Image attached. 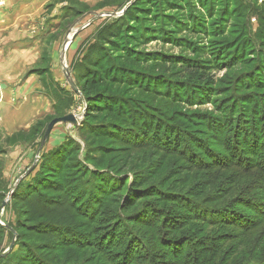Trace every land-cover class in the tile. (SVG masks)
I'll use <instances>...</instances> for the list:
<instances>
[{
    "label": "rangeland",
    "instance_id": "obj_1",
    "mask_svg": "<svg viewBox=\"0 0 264 264\" xmlns=\"http://www.w3.org/2000/svg\"><path fill=\"white\" fill-rule=\"evenodd\" d=\"M131 1L0 0V71L12 47L40 49L52 100L37 132L80 119L52 129L26 176L39 137L28 169L5 172L0 264H264V0H139L130 22ZM122 47L136 72L112 65ZM104 74L92 95L119 103L85 125L78 76Z\"/></svg>",
    "mask_w": 264,
    "mask_h": 264
},
{
    "label": "crops",
    "instance_id": "obj_2",
    "mask_svg": "<svg viewBox=\"0 0 264 264\" xmlns=\"http://www.w3.org/2000/svg\"><path fill=\"white\" fill-rule=\"evenodd\" d=\"M7 57L6 66L0 71V187L9 186L5 172L9 177L14 170L19 172L23 165L28 169L32 163L34 155L30 157L29 151L37 141L32 135L33 129L43 122V117L38 118V115L44 101L50 104L52 100L50 90L47 94L42 84L40 69L36 67L40 59L38 46L36 49L35 46L12 47ZM52 78L56 81L53 75Z\"/></svg>",
    "mask_w": 264,
    "mask_h": 264
},
{
    "label": "trees",
    "instance_id": "obj_3",
    "mask_svg": "<svg viewBox=\"0 0 264 264\" xmlns=\"http://www.w3.org/2000/svg\"><path fill=\"white\" fill-rule=\"evenodd\" d=\"M140 3H143V2H140L139 0H135L133 3H131L125 10H124V12H123V15H122V17H124V18H128V19H130V22H133V20H132V18L131 17H133V16H135V15H137V14H139V13H143V12H145V11H148L147 10V8H144V7H142L141 5H143V4H141L140 5ZM146 2H144V4H145ZM172 2H170V3H168V5H176V4H171ZM151 5H153V4H151ZM150 5V6H151ZM130 29V28H129ZM132 29H135V28H132ZM131 30V29H130ZM125 35H126V37L128 38V39H134L135 38V36L134 35H136L135 34V31H133V30H131V31H129V32H126L125 33ZM137 37V36H136ZM153 37H156V36H153ZM122 49H123V47H122ZM131 55L129 54V52H128V50L127 49H123V54H120V56L118 57H116L113 61H112V65H114L115 67H116V69H118V70H120L121 71V73H124L125 74V72H127V73H133V72H136V71H134V70H136V68L138 67V65L136 64L137 62V56H131ZM87 67V70H89L88 69V67H93L94 68V66L93 65H86ZM128 70V71H127ZM96 73V68H94L93 70H92V74L93 75H96L95 74ZM92 75V76H93ZM91 76V78H82L80 75L78 76V79L79 80H82V87H81V93L83 94V96H84V99H85V102H86V106H87V109H86V112H85V114H84V120H85V125L87 124H89V122L90 121H94L95 120V117H97V116H99V114L101 115V113H102V110H106L107 109V112H110V113H114L115 112V105L116 104H118L119 102H114V100H110L109 98H107V97H105L107 100H106V102L104 103V100H103V98H102V101H100V100H98V94H96L95 96H93L92 95V93H93V91H94V88H96L97 86H103L104 85V82H106L107 80V74H104V75H102L101 77H92ZM106 77V78H105ZM109 77V76H108ZM129 77V76H128ZM124 81V80H123ZM122 83V82H121ZM131 83H133V82H130V86H129V88H131V86H133V84H131ZM98 93H100V92H98ZM108 108H109V110H108ZM117 109V108H116ZM135 112H138V111H136V110H134ZM57 117V116H56ZM60 117H62V116H60ZM116 117V116H115ZM54 119V118H53ZM52 120V119H51ZM51 120H49L48 122H47V124L51 121ZM47 124L45 123L44 125V129L43 128H39V133L37 132V128H35V129H33V133H32V135L35 137V138H41L42 139V136H43V133H44V130H45V128H46V126H47ZM41 139H40V142H41ZM126 139V138H125ZM122 140V139H121ZM40 142L37 144V147H39V144H40ZM124 142V141H123ZM53 151V150H52ZM50 153V152H49ZM58 153V151L57 150H54L52 153H51V155H49V157L48 158H50L49 160H51V157L50 156H52V158L53 159H55V158H57L56 157V154ZM44 155H46V154H43L42 156H41V158H43L44 157ZM48 155V154H47ZM58 160H59V158H58ZM54 161V160H53ZM43 163H44V160H42L41 161V163L39 164V169H42L44 166H43ZM45 166H47V164H46V162H45V164H44ZM43 166V167H42ZM36 167H34V169H35ZM33 169V170H34ZM46 169V170H45ZM261 173H262V178L264 179V169L262 168V167H260L259 169H258ZM57 171H59V169L58 168H51V167H49V166H47V167H45L44 168V170H42V171H40V173L41 172H43L44 173V175H43V177L45 178H50V177H53L54 175H56V172ZM259 171H253V170H251V168H250V170L249 169H245L244 170V172H242L243 173V175H244V178H243V180L244 181H249V180H251V181H253L254 180V178H255V176H256V173H258ZM239 179V178H238ZM58 180H59V178H58ZM250 185H251V182L249 183ZM31 186V185H30ZM17 189V188H16ZM16 189L14 190V191H16ZM14 193V192H13ZM5 196V194L4 193H0V201H2V199H3V197L2 196ZM247 221H249V224L248 225H246V226H244V230H246V229H250L249 231H247V232H253L254 231V229H256V227H258V226H260V224L258 223V224H255L254 222H252L251 220H247ZM238 226H239V224H238ZM14 230H12V232H13ZM15 232V231H14ZM248 241H250V239H249V237L247 238L246 237V240L244 241V243L242 242L241 243V245H242V247L243 246H245V244L247 245V242ZM258 241H259V239L257 240V243H258ZM254 248H256V246L254 245V247H252V249H249V250H247V252L249 253V254H246L245 255V257H244V260H252V259H255L256 257H253V254H251L250 252H252L253 250H254ZM5 257V255L3 256V257H1V258H4ZM246 264H253L252 262L251 263H246Z\"/></svg>",
    "mask_w": 264,
    "mask_h": 264
},
{
    "label": "water",
    "instance_id": "obj_4",
    "mask_svg": "<svg viewBox=\"0 0 264 264\" xmlns=\"http://www.w3.org/2000/svg\"><path fill=\"white\" fill-rule=\"evenodd\" d=\"M133 1H131L132 3ZM130 3V4H131ZM129 4V5H130ZM64 47L62 48V51H64ZM62 69H63V74L66 78V81L67 83L69 84V86L71 87V89L73 90L74 93L80 95L79 93V90L78 88L76 87L74 81L72 80L71 76H70V73H69V70L67 69V67L62 63ZM57 124H68V125H71L73 127H77L79 125V120H78V117H76L75 115L73 114H68V115H65L63 117H57V118H54L52 119L46 126L45 130H44V133H43V136H42V139H41V142L39 144V147H38V150L36 152V158H35V162L34 164L32 165L31 168H29L26 172V174H28L35 166L36 164V161H37V158L39 156V153L40 151L42 150V148L44 147L45 143L47 142L49 136H50V133L52 131V129L57 125ZM25 174V175H26ZM13 191V190H12ZM12 192L10 193L9 196H11ZM6 202H3L2 204V208L5 206Z\"/></svg>",
    "mask_w": 264,
    "mask_h": 264
},
{
    "label": "bare ground",
    "instance_id": "obj_5",
    "mask_svg": "<svg viewBox=\"0 0 264 264\" xmlns=\"http://www.w3.org/2000/svg\"><path fill=\"white\" fill-rule=\"evenodd\" d=\"M66 46V45H65ZM66 48V47H65ZM79 119V118H78Z\"/></svg>",
    "mask_w": 264,
    "mask_h": 264
},
{
    "label": "built area",
    "instance_id": "obj_6",
    "mask_svg": "<svg viewBox=\"0 0 264 264\" xmlns=\"http://www.w3.org/2000/svg\"><path fill=\"white\" fill-rule=\"evenodd\" d=\"M78 120H80V119H78Z\"/></svg>",
    "mask_w": 264,
    "mask_h": 264
}]
</instances>
